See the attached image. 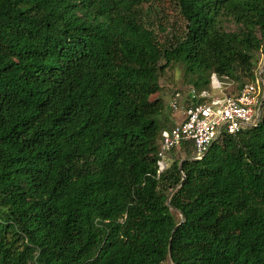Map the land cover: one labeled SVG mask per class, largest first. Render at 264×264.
I'll use <instances>...</instances> for the list:
<instances>
[{
	"label": "trees",
	"instance_id": "1",
	"mask_svg": "<svg viewBox=\"0 0 264 264\" xmlns=\"http://www.w3.org/2000/svg\"><path fill=\"white\" fill-rule=\"evenodd\" d=\"M172 1L164 43L160 0H0V264H264V98L201 158L156 163L160 75L253 81L264 0Z\"/></svg>",
	"mask_w": 264,
	"mask_h": 264
},
{
	"label": "built area",
	"instance_id": "2",
	"mask_svg": "<svg viewBox=\"0 0 264 264\" xmlns=\"http://www.w3.org/2000/svg\"><path fill=\"white\" fill-rule=\"evenodd\" d=\"M263 60L264 52L262 63ZM262 63L258 65L255 79L244 83L236 93H223L221 83L214 74L211 76V90L189 86L183 99L179 90L173 93L171 109L181 108L183 118L160 133L156 161L158 172L167 167L166 153L173 148L181 147L186 151L189 147L191 157L201 158L220 134L236 133L256 124L264 92Z\"/></svg>",
	"mask_w": 264,
	"mask_h": 264
},
{
	"label": "rangeland",
	"instance_id": "3",
	"mask_svg": "<svg viewBox=\"0 0 264 264\" xmlns=\"http://www.w3.org/2000/svg\"><path fill=\"white\" fill-rule=\"evenodd\" d=\"M147 20L148 23L156 31L158 39L164 43L170 42L173 36H178L184 28V19L174 6L172 0H160V2L155 4V6H151L150 11L148 12ZM225 25L229 29L234 28V25L231 22L227 21ZM256 57L258 60V65H261L262 51H258L256 53ZM256 69H258V66ZM212 79L214 80L215 78L213 77ZM224 81L225 89L223 92L225 93L233 91L236 88L237 84H239V82L229 79H224ZM243 81L246 82L248 80L244 79ZM159 83L161 85V90L158 93V96H160L164 101V112L161 114V119H165L164 115H167V117H171L172 113H175L179 116L178 112H181V108L174 111L171 109V103L173 101V93L176 90H179L182 93V99L184 98V95L187 91L188 82L183 76L182 66L179 64H175L168 67L160 75ZM167 124H169L170 126L172 125L171 122ZM184 156L185 155L183 151L176 150L173 153V157L182 158ZM173 213L177 219L181 217V215L177 211L173 210ZM169 264L171 263L169 262Z\"/></svg>",
	"mask_w": 264,
	"mask_h": 264
},
{
	"label": "crops",
	"instance_id": "4",
	"mask_svg": "<svg viewBox=\"0 0 264 264\" xmlns=\"http://www.w3.org/2000/svg\"><path fill=\"white\" fill-rule=\"evenodd\" d=\"M178 114H179V116L175 113L174 114L172 113L171 117L174 118V123H177L178 121H180L183 118L182 112H178Z\"/></svg>",
	"mask_w": 264,
	"mask_h": 264
},
{
	"label": "water",
	"instance_id": "5",
	"mask_svg": "<svg viewBox=\"0 0 264 264\" xmlns=\"http://www.w3.org/2000/svg\"><path fill=\"white\" fill-rule=\"evenodd\" d=\"M263 98H264V92H263V95H262V98L260 100L259 107H258V115L259 116H260V109H261V105H262V102H263ZM167 200H169V197L167 198Z\"/></svg>",
	"mask_w": 264,
	"mask_h": 264
}]
</instances>
